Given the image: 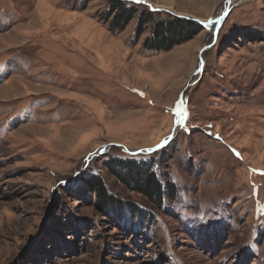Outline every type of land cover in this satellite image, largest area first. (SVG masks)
I'll use <instances>...</instances> for the list:
<instances>
[{
  "label": "rangeland",
  "instance_id": "rangeland-1",
  "mask_svg": "<svg viewBox=\"0 0 264 264\" xmlns=\"http://www.w3.org/2000/svg\"><path fill=\"white\" fill-rule=\"evenodd\" d=\"M0 264H264V0H0Z\"/></svg>",
  "mask_w": 264,
  "mask_h": 264
},
{
  "label": "trees",
  "instance_id": "trees-1",
  "mask_svg": "<svg viewBox=\"0 0 264 264\" xmlns=\"http://www.w3.org/2000/svg\"><path fill=\"white\" fill-rule=\"evenodd\" d=\"M114 11L116 13L115 19L112 21L114 26H116V22L119 21L121 27H125L127 22L131 19L133 12H130L122 2H117ZM153 11L154 10H151V12ZM158 25L159 26H156L154 29L153 35L146 41V47L150 49L169 50L175 45L191 39L195 33H197L192 22L178 15H173L171 21L160 20V24ZM122 176L127 178L125 182L128 186L134 187L135 190L140 193H145L147 196H153L154 191L159 188V184L153 174L140 179L141 177L136 167L132 165H129L128 172L122 174ZM96 186L99 192H103L104 184L102 182L96 184Z\"/></svg>",
  "mask_w": 264,
  "mask_h": 264
},
{
  "label": "snow or ice",
  "instance_id": "snow-or-ice-1",
  "mask_svg": "<svg viewBox=\"0 0 264 264\" xmlns=\"http://www.w3.org/2000/svg\"><path fill=\"white\" fill-rule=\"evenodd\" d=\"M62 183H66V181H62Z\"/></svg>",
  "mask_w": 264,
  "mask_h": 264
}]
</instances>
